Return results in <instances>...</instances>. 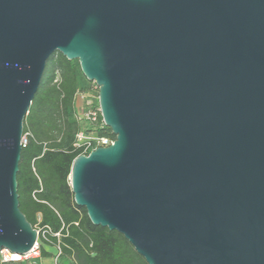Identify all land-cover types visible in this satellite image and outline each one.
<instances>
[{
    "label": "water",
    "instance_id": "obj_1",
    "mask_svg": "<svg viewBox=\"0 0 264 264\" xmlns=\"http://www.w3.org/2000/svg\"><path fill=\"white\" fill-rule=\"evenodd\" d=\"M98 87L75 203L148 264H264V0H0V252L28 254L24 119L50 56Z\"/></svg>",
    "mask_w": 264,
    "mask_h": 264
},
{
    "label": "trees",
    "instance_id": "obj_2",
    "mask_svg": "<svg viewBox=\"0 0 264 264\" xmlns=\"http://www.w3.org/2000/svg\"><path fill=\"white\" fill-rule=\"evenodd\" d=\"M57 72L60 80L54 83ZM83 81L93 87L77 60L70 61L60 52L50 56L23 124L30 136L17 175L20 210L34 228L45 231L48 241L39 235L43 259L53 258L45 247L56 246L60 264H148L122 234L93 225L87 210L75 203L69 178L73 161L82 154L74 144L82 130L75 99ZM98 107L86 101L82 108ZM99 122H103L101 114ZM97 134L115 140L106 126Z\"/></svg>",
    "mask_w": 264,
    "mask_h": 264
},
{
    "label": "built area",
    "instance_id": "obj_3",
    "mask_svg": "<svg viewBox=\"0 0 264 264\" xmlns=\"http://www.w3.org/2000/svg\"><path fill=\"white\" fill-rule=\"evenodd\" d=\"M59 80H60V76L59 73L57 72V76L54 83H58ZM92 89L94 90V92H98V87L95 83H93ZM99 114H101L99 107L88 108L86 111H84L83 108H81V110L78 111V113H76V119L78 120V122H87L90 128H92V130H88V131L81 130L76 135L74 146L75 148L82 150L81 155H88L90 152L100 147H108L114 141L109 137L99 136L97 134V130L105 126L104 122L102 123L99 122ZM29 136H30L29 133H23V136L21 138L22 148H25L27 146L29 141ZM35 229H37L38 231V241L34 246V248L28 254L18 255L11 253L6 249H3L0 252V261L2 263L27 262L28 264H39V261L41 260V245H42L39 239L40 233L44 240L46 241L48 240L45 236V231L41 232L39 228H35ZM56 236L59 237V234H56ZM56 249L58 250L57 258H59L61 253L58 247H56Z\"/></svg>",
    "mask_w": 264,
    "mask_h": 264
},
{
    "label": "rangeland",
    "instance_id": "obj_4",
    "mask_svg": "<svg viewBox=\"0 0 264 264\" xmlns=\"http://www.w3.org/2000/svg\"><path fill=\"white\" fill-rule=\"evenodd\" d=\"M86 101L92 102L93 104L98 103V92H94L92 87H90L89 85H87L85 81H83L81 84V90L77 93L76 99H75V112L76 113H78V111L81 110V108L84 106ZM80 124L82 126V130H87V128L90 127L87 122H80ZM45 248L48 249L47 247ZM49 251L53 254V258L43 259L41 257L39 264H60L59 258H57L58 250L56 249V247H52V250H49Z\"/></svg>",
    "mask_w": 264,
    "mask_h": 264
},
{
    "label": "crops",
    "instance_id": "obj_5",
    "mask_svg": "<svg viewBox=\"0 0 264 264\" xmlns=\"http://www.w3.org/2000/svg\"><path fill=\"white\" fill-rule=\"evenodd\" d=\"M49 250H52V248L51 247H47ZM48 249H46L47 251H49ZM50 252V251H49Z\"/></svg>",
    "mask_w": 264,
    "mask_h": 264
}]
</instances>
